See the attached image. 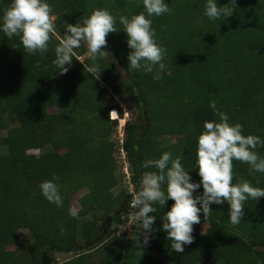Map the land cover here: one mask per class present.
Masks as SVG:
<instances>
[{"label": "trees", "instance_id": "16d2710c", "mask_svg": "<svg viewBox=\"0 0 264 264\" xmlns=\"http://www.w3.org/2000/svg\"><path fill=\"white\" fill-rule=\"evenodd\" d=\"M12 0H0V16ZM171 11L153 16L158 42L167 54L160 79L153 73L128 68L127 36L119 23L121 14L131 16L145 11L142 0H48L56 15V32L51 35L49 49L43 55L24 53L19 37L9 39L0 32V264H50L53 252L91 249L101 243V228L88 222L79 226V217L96 207H104L103 217L120 218L129 205L132 193L117 209L105 205L101 198L117 184L114 167V144L109 134L115 119L109 117L110 106L102 96L109 90L101 80L117 82L115 92H127L130 100L141 108L139 119L147 117L142 135L137 128L127 129L123 143L131 163L132 182L139 189L147 160H157L163 152H171L194 182L197 138L205 121H219L216 112H224L232 124L239 123L242 134L264 139V0H218L220 6L232 8L233 15L209 20L203 15L206 0H166ZM95 9H108L117 17V31L106 37L107 49L123 65L131 79L121 76L111 59L97 61L102 68L99 79L85 70L92 59L81 62L74 55L70 70L60 74L53 64L55 48L65 36L67 25L89 16ZM85 49V47H83ZM216 102V109L210 102ZM144 104V106H142ZM56 107L58 112H50ZM13 124V125H12ZM12 125V126H11ZM155 134L178 135L180 138L156 147ZM50 145L51 150L37 156L30 149ZM62 149L64 151H62ZM264 157V146L255 149ZM151 157V158H150ZM233 183L249 181L264 188V173L250 165L233 160ZM59 177L63 206L49 203L41 194L40 183ZM83 188L79 216L68 214L70 195ZM166 192V182L163 185ZM202 193L203 188L197 190ZM174 201L154 205V232L147 246L139 235L123 247L107 252L109 264H264V197L245 202V217L238 225L230 222L227 202L212 204V210L201 220L210 227L195 236L184 252L171 249L163 230V217ZM113 213V214H112ZM112 214V215H111ZM29 227L32 239L19 254L7 249L18 239L17 229ZM139 226V222L134 226ZM80 236L87 243H81ZM140 240L142 246H137ZM152 249L169 262L152 257ZM105 262V264H107ZM67 264V263H66ZM104 264V263H103Z\"/></svg>", "mask_w": 264, "mask_h": 264}, {"label": "clouds", "instance_id": "9594fccd", "mask_svg": "<svg viewBox=\"0 0 264 264\" xmlns=\"http://www.w3.org/2000/svg\"><path fill=\"white\" fill-rule=\"evenodd\" d=\"M144 12L129 16L121 14L119 23L127 36V46L131 70H143L153 73V79H160L165 68L163 60L166 48L158 42L156 29L152 26L153 16H161L171 11L166 0H142ZM236 4V0H231ZM234 10L220 6L218 0H206L203 15L209 20H219L233 15ZM117 17L108 9H95L89 16L67 25L65 36L55 48L53 64L60 74L70 70L74 50L87 45L92 54L91 65H84L85 70L99 79L102 73L99 60L112 57L107 49L106 37L117 31ZM0 32L9 39L19 37L24 53L43 55L49 49L51 35L56 32L54 10L48 0H12L9 7L0 16ZM75 59L80 61L77 56ZM114 61V57H112ZM210 107L216 109V102ZM116 109L110 113L113 114ZM116 114V113H115ZM219 121H205L203 131L197 138L195 168H198L200 180L194 182L190 172L181 163V158H173L171 152H163L157 160H147L143 167L154 166L158 171L145 172L139 180L140 191L132 195L129 202L133 210L129 213L130 222H139L144 233L143 246H147L154 232L157 211L155 204L164 206L169 200L174 203L163 217V230L171 242V249L184 252V246L194 241L193 226L199 224L200 213L206 217L212 210L211 205H229V219L238 225L245 217L244 206L249 199L259 200L264 197V188L253 186L249 181L234 184L233 160L250 165L256 172L264 173V157L255 149L264 146V139L256 135L242 134V125L232 124L224 112H216ZM115 118V117H113ZM59 177L53 175L51 180L42 181L39 185L43 197L57 207H62L64 200L61 194ZM166 182V192L163 185ZM203 188L200 193L197 190ZM68 214L77 218L79 209L70 206ZM142 246L141 241H136Z\"/></svg>", "mask_w": 264, "mask_h": 264}, {"label": "rangeland", "instance_id": "374dc122", "mask_svg": "<svg viewBox=\"0 0 264 264\" xmlns=\"http://www.w3.org/2000/svg\"><path fill=\"white\" fill-rule=\"evenodd\" d=\"M54 18L56 21L55 14ZM83 47H85V49H83ZM109 51L112 53V57H114V63L118 73L121 76L131 79L126 69L116 59L114 53L111 50ZM74 52L78 54L81 62H87L88 59H91L92 56V54L87 49V45L83 43L81 47L75 49ZM112 57H109V59L112 60ZM116 82L117 79L114 73L111 82L101 80L100 84L101 87H109V90L102 96L103 105L110 106L109 117L111 111L113 109H116V114L114 112L110 117L111 119H115L116 123L112 124V128L109 134V140L114 144V171L117 178V184L101 198L103 199L105 205L111 203L118 209L126 201V197H123V195H125L126 193H132L134 195L140 191V187L139 189H136L132 182L131 163L126 151L124 150L123 153L121 147L123 146V143L127 137V129H129V127H131L132 125L141 122L142 126L137 128V133L138 135H142L146 127L147 117H144L141 120L139 119L141 108L138 107L135 102L130 100L127 92H115L112 90L111 85L115 84ZM142 106H144V104ZM49 111L55 113L58 112V109L56 107H49ZM6 134L7 130H0V139L6 136ZM153 137L156 141V147L167 145L180 138V136L178 135L170 134H155ZM51 149L52 147L50 145H45L40 149L32 148L29 150V152L39 156ZM62 151L64 150L62 149ZM0 152H6L5 145L0 146ZM87 192L88 188H83L76 193H72L70 195L72 206H76L80 210V197ZM105 210L106 209L104 207H96L93 210H90L85 216H80L78 221L80 227L85 223L88 224V222L98 225L102 230L101 237L103 238V240L101 243H98L97 245L92 246L91 249L87 250L53 252L49 254V256L53 259L52 263L50 264H105L106 261L104 260L107 252H111L120 247H123L129 241L136 240L139 235L142 237V239H144V233L142 232L140 226H138L136 229L134 227L138 222H130L129 220V213L133 211L129 205L121 210L120 218L112 224H110V219H108L107 217H103V213L105 212ZM209 227L210 223L207 220L200 221L199 224H195L193 226V237L203 235ZM17 235V241L15 243L7 245V249L14 252L15 254L23 252V250L29 245L32 239V230L29 227L23 226L17 229ZM80 241L81 243H87L86 238L82 236H80ZM255 247L264 251V245H257ZM151 254L152 257L156 260L169 262V260L158 253L156 249H152ZM106 263L109 264L108 261Z\"/></svg>", "mask_w": 264, "mask_h": 264}, {"label": "built area", "instance_id": "2783aa9c", "mask_svg": "<svg viewBox=\"0 0 264 264\" xmlns=\"http://www.w3.org/2000/svg\"><path fill=\"white\" fill-rule=\"evenodd\" d=\"M115 113H116V112H115ZM121 149H122V152L124 153V150H125V149L123 148V146L121 147Z\"/></svg>", "mask_w": 264, "mask_h": 264}]
</instances>
